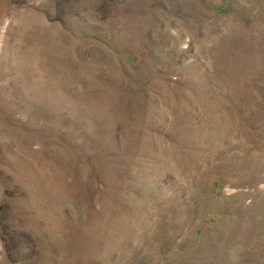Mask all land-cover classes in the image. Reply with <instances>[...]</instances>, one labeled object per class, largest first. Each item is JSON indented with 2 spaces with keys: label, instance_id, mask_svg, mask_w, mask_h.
<instances>
[{
  "label": "rangeland",
  "instance_id": "rangeland-1",
  "mask_svg": "<svg viewBox=\"0 0 264 264\" xmlns=\"http://www.w3.org/2000/svg\"><path fill=\"white\" fill-rule=\"evenodd\" d=\"M0 264H264V0H0Z\"/></svg>",
  "mask_w": 264,
  "mask_h": 264
}]
</instances>
